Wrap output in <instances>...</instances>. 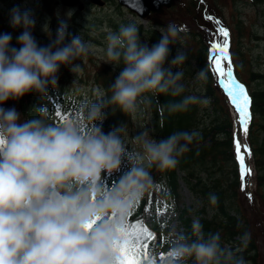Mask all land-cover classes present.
I'll use <instances>...</instances> for the list:
<instances>
[{"label":"clouds","instance_id":"clouds-1","mask_svg":"<svg viewBox=\"0 0 264 264\" xmlns=\"http://www.w3.org/2000/svg\"><path fill=\"white\" fill-rule=\"evenodd\" d=\"M9 23L23 31L16 38L19 48L12 46L10 33L0 34V105L29 93L47 97L50 87H58L61 66L78 73L81 65L75 61L90 52L80 34L67 31L66 21H60L54 38L49 33L45 46L33 36L31 10L12 8ZM160 32L151 46L141 42L135 23L107 34V63L121 71L107 103L84 105L87 128L79 120H25L15 108L0 107V264H117L115 246L134 206L153 187L150 170L175 169L200 135L176 131L157 140L141 131L133 138L136 151L120 135L123 125L105 134L98 123L108 105L130 113L148 93L179 96L185 91L187 51L178 49L169 61L180 31L167 25ZM195 78L206 82L207 72L202 69ZM193 104L208 105L210 99L184 96L168 111H186ZM37 110L46 117L45 108ZM124 160L127 170L105 187L103 175L120 172ZM210 200L215 203L216 197ZM201 227L194 222L196 239L179 235L170 240L165 264L189 259L192 264H243L221 247L218 233L204 237Z\"/></svg>","mask_w":264,"mask_h":264},{"label":"trees","instance_id":"trees-1","mask_svg":"<svg viewBox=\"0 0 264 264\" xmlns=\"http://www.w3.org/2000/svg\"><path fill=\"white\" fill-rule=\"evenodd\" d=\"M108 1L114 2V0ZM46 3L49 5V2L46 1ZM254 4H258V1L255 0ZM115 5L119 13L123 14L122 8ZM45 10L52 15L50 6H47ZM215 11L216 8L210 7L207 0L176 1L175 5L166 9L163 15L151 16L152 25L148 30L143 27L139 28V35L145 42L152 45L160 40V30L166 28L167 25H174L177 28L182 26L185 32H181L179 28L178 30L180 36H184L188 44V39L192 40L190 43L192 46H194L193 41L197 40L196 51L193 47L186 50L188 60L182 67L184 73L182 83L186 86L185 84L193 82L192 84L198 86V88H194L195 96L210 99L212 117L210 124L202 126L199 104L190 105L186 111H168L169 104L177 103L184 96L194 94V92L188 93L186 88L179 96L153 95L151 93L146 95L149 116L147 132L151 137L160 140L176 131H197L200 135L189 145L190 150L179 158V164L175 169L165 172L156 168L150 170L153 187L134 206L126 229L131 230L133 225H139L145 233L149 234L147 239L141 240L146 259L154 251H157L160 243L153 237L155 228L144 225L146 198L155 188L161 187L165 199L172 200V203L179 208V182L181 179L200 205V208L192 213L179 208L181 222L184 224L188 238L196 239L193 225L198 220L202 226L200 231L204 237L218 233L221 247L230 251L235 260H242L243 264H264V73L247 71V78L244 79L240 73L246 69V62L242 60L243 56L240 51L236 52L240 60L238 63L235 60L234 71L238 77L243 78L241 79L247 86L252 99V119L248 130L247 144L253 156L256 189L253 199L249 200L242 196L241 179L234 150L232 116L227 101L217 85L210 62L212 57L210 44L215 42L221 44L226 39L218 32V29L224 28V26L221 23L220 15ZM208 17H212V19H208ZM121 25L122 23L114 25L116 31ZM1 30L4 34L8 27L3 26ZM178 46V43L170 46V53L173 52L172 58L176 55ZM85 56L89 60L92 59L90 54ZM165 66L167 67V65ZM61 69L66 73L70 72L68 67L61 66ZM202 69L207 72L206 82L195 78L196 73ZM175 71L177 69L173 68V72ZM119 72L106 63L98 65L94 72V80L102 91L101 101L107 103L112 94L110 85ZM253 84L256 87H253ZM55 104L63 107L66 104V99L59 96ZM0 107L16 108L23 115L22 119L25 120L42 118L46 122L48 121L45 117H41L37 110L46 108L45 101L34 93L26 94L19 100L10 99ZM74 107L79 108L75 105ZM85 116L86 109L83 108L78 120L84 128H87ZM133 119V112H122L117 106L108 105L104 108L103 120L98 123L102 125L103 132L107 134L121 125L124 128L131 126ZM103 180L107 187L117 179L105 176ZM211 196L216 197L215 203L211 202ZM145 261L142 260L139 264H145ZM188 261L192 264L191 259Z\"/></svg>","mask_w":264,"mask_h":264},{"label":"rangeland","instance_id":"rangeland-1","mask_svg":"<svg viewBox=\"0 0 264 264\" xmlns=\"http://www.w3.org/2000/svg\"><path fill=\"white\" fill-rule=\"evenodd\" d=\"M82 1L85 4L83 12L78 11L77 8L72 9L65 7L61 4L60 0H47L49 5L46 3V0H0V32L1 34L3 33L1 30L3 26L8 27L6 33L11 34V43L13 47L19 48L16 38L23 31L22 28L14 29L10 26V10L14 7H19L21 11L26 9L31 10L36 21L33 29V36L41 46L50 43L49 33L51 34V37L54 38L61 20L66 21L68 25L67 31L70 34H80L83 40L91 46L89 52L92 58L91 60H89L87 56H83L82 59L75 61V63L81 65V70L78 73H73L71 70L66 73V71L60 69V72L58 73L59 80L57 88L53 89L50 87L49 95L47 97H41L34 93L38 98L45 101V111L47 113L45 118L48 120L47 123H63L66 121L78 120L81 110L85 108L84 105H91L101 101L102 91L94 80V72L98 65L106 63L117 71H121V68L114 67L107 63L106 57V36L109 32H117L114 27L115 24L122 23L123 25H127L129 23H135L138 28L143 27L145 30H148L149 26L152 25L151 16L145 20H140L125 9H122L123 14H120L115 2H109L106 5L104 4L101 8L99 5L91 3L90 0ZM176 1L182 0H174L175 3ZM207 1L210 7L212 6L214 9L216 8L215 12L220 15L222 25L228 30V59L222 58L221 66L228 71L235 60L237 63L240 60L236 53L240 51L243 56L242 60L246 62V69L240 73L244 79L247 78V71L264 73V0H256L258 1V4H254L255 0ZM47 6H50L52 15L46 12L45 9ZM69 13H71L70 18L68 15ZM163 14L164 13L160 15ZM178 28L183 29L182 26H179ZM183 32H185L184 29ZM143 36H145V34H143ZM140 40L143 43H147L149 46L152 45L151 43L145 42L142 36H140ZM188 41L189 44L184 36H180L177 50H187L189 47H193L194 51H196L198 47L197 40L193 41L194 46L190 45L192 42L191 39H188ZM210 45L212 46V44ZM230 48H232V50ZM211 51L212 58L220 55L214 48H212ZM232 51L234 52V55ZM172 53L173 52L171 51L169 61L172 59ZM232 56L233 60L231 63ZM210 62L212 63L216 82L220 92L228 102L232 117L237 125L241 124L239 113L235 105L231 102V97L228 94L227 88L224 87L225 78L218 75L213 59H210ZM120 67H122V65H120ZM192 83L193 82H191V84H185V88L188 93L194 92L193 95H196L194 88H198V86ZM252 86L256 87L255 84ZM146 95L138 101L137 109L133 112L134 119L132 120L131 126L125 127L124 131L121 133L129 150H139L138 145L134 143L133 138L139 132L147 131L149 116L146 107ZM59 96L66 99V104L63 107L55 104ZM74 105L79 106V108H75ZM211 108L210 104H199V115L202 126L210 124L212 117ZM57 112H59V115H57ZM69 112H71V114H69ZM81 125L84 127L83 124ZM242 135H244V144H246L247 136L244 132ZM248 156L250 161V179L244 184V181H242V196L250 200L256 189V183L253 157L251 154H248ZM127 168L128 162L127 160H124L121 166V171L114 173L111 178L118 179ZM105 176L108 177L107 175H103V178ZM180 176H182V173H180ZM179 183V208L191 213L195 212L200 208L198 201L194 198L183 180L180 179ZM146 199L147 208L145 211L144 225L149 228H155L153 237L155 238V241L160 243V246L157 251H154L153 254L146 259L143 246L140 242L137 246L138 252L140 251L137 259L138 262L146 260L145 264H165L170 240L179 235H185L188 237L187 232L184 224L181 222L179 208L172 203V200L169 199V201H167L165 199L164 191L161 187L154 189ZM190 216L192 217L193 215ZM161 256L164 257L163 261H161ZM187 264H190L189 261H187Z\"/></svg>","mask_w":264,"mask_h":264},{"label":"snow or ice","instance_id":"snow-or-ice-1","mask_svg":"<svg viewBox=\"0 0 264 264\" xmlns=\"http://www.w3.org/2000/svg\"><path fill=\"white\" fill-rule=\"evenodd\" d=\"M208 19H212V17H208ZM219 23V21H217ZM218 32L225 38L228 37V30L226 28L220 27L218 29ZM212 48L216 49L220 55L211 58L213 59V63L216 67L217 73L220 77L225 78V84L224 87L227 88L228 94L231 97V102L235 105L240 119L241 124L244 126L246 131V125L247 121L249 120V113L247 111L249 100L245 92V88L243 84L234 83L233 82V76L230 71H226L221 66V59H228L227 56V48H228V41L225 39L223 41V45L221 46L220 43H213ZM230 65V60H229ZM57 115H59V112H57ZM245 151H247V145H244ZM241 145L239 141L236 142V152L238 155V159L241 164V175L243 178L244 171V155L240 152ZM250 154V153H249ZM91 227V225H89ZM147 233L139 226V225H133L131 230H125L121 237L119 242L115 246V252L117 255V264H139L137 260L138 256V248L137 246L140 244L141 240H145L148 238ZM164 260V257L161 256V261Z\"/></svg>","mask_w":264,"mask_h":264},{"label":"water","instance_id":"water-1","mask_svg":"<svg viewBox=\"0 0 264 264\" xmlns=\"http://www.w3.org/2000/svg\"><path fill=\"white\" fill-rule=\"evenodd\" d=\"M60 1L63 5L69 7H73L79 2V0ZM92 2L99 5L103 3L101 0H92ZM117 2L141 19H146L152 14H161L164 12V9L171 8L174 4V0H117ZM83 7V4H79L78 6L79 9H83Z\"/></svg>","mask_w":264,"mask_h":264},{"label":"bare ground","instance_id":"bare-ground-1","mask_svg":"<svg viewBox=\"0 0 264 264\" xmlns=\"http://www.w3.org/2000/svg\"><path fill=\"white\" fill-rule=\"evenodd\" d=\"M237 140L239 141L240 145H241V149L240 152L241 154L244 155V166H243V171L245 173V176L247 178H249V174H250V169H249V165H250V161H249V156L247 155V153L244 150V135H242V132L239 131L237 134Z\"/></svg>","mask_w":264,"mask_h":264}]
</instances>
